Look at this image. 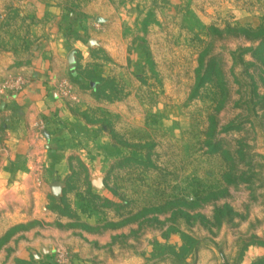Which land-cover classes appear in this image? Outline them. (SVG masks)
Here are the masks:
<instances>
[{"label":"rangeland","instance_id":"374dc122","mask_svg":"<svg viewBox=\"0 0 264 264\" xmlns=\"http://www.w3.org/2000/svg\"><path fill=\"white\" fill-rule=\"evenodd\" d=\"M37 68L70 153L0 173V264H264V0H0V158Z\"/></svg>","mask_w":264,"mask_h":264},{"label":"crops","instance_id":"0c3cea01","mask_svg":"<svg viewBox=\"0 0 264 264\" xmlns=\"http://www.w3.org/2000/svg\"><path fill=\"white\" fill-rule=\"evenodd\" d=\"M37 70L36 79L29 80L26 86L6 101L8 128L0 158V173L14 174L16 183L21 182L27 171L33 170L39 163L54 178L64 176L66 167L62 155L70 153L61 149L70 147L65 141L70 137L68 133L57 132V129L53 133L51 125H48L47 129L51 133L49 143L35 133L38 119L50 117L52 114L48 108H52L56 101L49 86L43 81L46 75L44 70Z\"/></svg>","mask_w":264,"mask_h":264}]
</instances>
